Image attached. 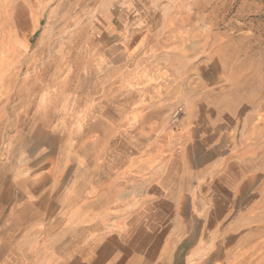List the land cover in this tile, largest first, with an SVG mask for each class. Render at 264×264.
Returning a JSON list of instances; mask_svg holds the SVG:
<instances>
[{"label":"rangeland","instance_id":"374dc122","mask_svg":"<svg viewBox=\"0 0 264 264\" xmlns=\"http://www.w3.org/2000/svg\"><path fill=\"white\" fill-rule=\"evenodd\" d=\"M39 112L91 185L173 156L202 116L264 129V0H0V184L48 139Z\"/></svg>","mask_w":264,"mask_h":264},{"label":"crops","instance_id":"0c3cea01","mask_svg":"<svg viewBox=\"0 0 264 264\" xmlns=\"http://www.w3.org/2000/svg\"><path fill=\"white\" fill-rule=\"evenodd\" d=\"M42 113L40 153L26 149L0 184V264H264V129L232 136L202 116L173 156L99 163L91 185L75 146L52 152L62 132Z\"/></svg>","mask_w":264,"mask_h":264},{"label":"built area","instance_id":"2783aa9c","mask_svg":"<svg viewBox=\"0 0 264 264\" xmlns=\"http://www.w3.org/2000/svg\"><path fill=\"white\" fill-rule=\"evenodd\" d=\"M181 111V109L178 111V113Z\"/></svg>","mask_w":264,"mask_h":264},{"label":"bare ground","instance_id":"6f19581e","mask_svg":"<svg viewBox=\"0 0 264 264\" xmlns=\"http://www.w3.org/2000/svg\"><path fill=\"white\" fill-rule=\"evenodd\" d=\"M22 33V32H21Z\"/></svg>","mask_w":264,"mask_h":264}]
</instances>
